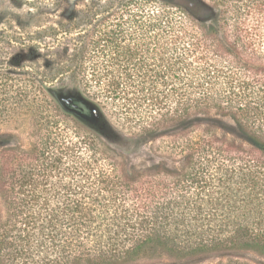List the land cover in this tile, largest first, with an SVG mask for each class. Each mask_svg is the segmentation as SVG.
<instances>
[{
  "label": "trees",
  "instance_id": "16d2710c",
  "mask_svg": "<svg viewBox=\"0 0 264 264\" xmlns=\"http://www.w3.org/2000/svg\"><path fill=\"white\" fill-rule=\"evenodd\" d=\"M170 6L177 8L176 4ZM171 16L169 12L153 13L141 24L143 28L128 24L132 27L110 29L118 37L113 41L115 55L111 65H100L91 77L101 91L105 88L108 97L136 105L141 96L119 91L122 79L109 77L105 70L108 66L146 68L145 55L151 52L155 68L157 62L163 68L162 55H167L165 72L159 74L161 80L166 77L167 90H155L154 96L150 93L152 106L165 111L163 120L183 121L206 100L224 113L236 107L258 115L259 106L238 101L232 91L225 94L212 88L211 76L205 80L185 76V68L189 71L193 61L184 65L185 47L179 48L174 41ZM218 19L219 25L211 28L204 45L212 53L220 49L231 56L226 59L229 65L249 67L240 59H229L243 54L255 57L254 46L245 43L247 31L240 34L237 20L226 29L230 18L224 12ZM126 31L139 34L144 42L149 38L167 42L151 49L145 43L129 48L124 44L129 37ZM218 31L223 40L218 39ZM255 59L264 71L262 59ZM201 66L208 73L233 68L207 60ZM130 74L125 75L126 83ZM158 76L155 69L152 85H163ZM245 85L239 86L245 89ZM77 95L91 110L93 120L71 112L60 100L55 110L64 119L74 117L82 124L85 134L81 139L73 141L46 130L30 149L9 148L1 153L0 194L5 217L0 221V264H128L154 255L183 258L244 249L264 256V123H244L251 147L211 137L191 144L181 170L127 173L102 140L108 125L100 107L88 94L77 91ZM153 124H147L145 132L154 131ZM203 143L207 144L202 147Z\"/></svg>",
  "mask_w": 264,
  "mask_h": 264
},
{
  "label": "rangeland",
  "instance_id": "374dc122",
  "mask_svg": "<svg viewBox=\"0 0 264 264\" xmlns=\"http://www.w3.org/2000/svg\"><path fill=\"white\" fill-rule=\"evenodd\" d=\"M186 1L0 0V157L9 148L30 149L37 136H43L46 130L73 141L79 137L81 139L85 134L82 124L74 117L64 119L55 110L59 105V93L77 91L88 94L90 101L100 107L108 125L102 140L107 144L109 154L121 161L127 173L150 169L181 170L191 152V144L211 137L244 148L251 147L253 143L244 130V123H264V71H260L263 65L255 59L259 57L264 63V0ZM174 4L177 8L170 6ZM164 12L172 15L176 45L179 48L185 47L184 65L193 61L189 71L185 68V76L202 80L211 76L212 88L225 94L232 91L236 93L238 101L249 102L250 107L259 106L258 115L254 117L253 110L242 112L236 107L227 108L224 113L206 100L196 105L205 109L203 113L196 111L195 106L191 109L192 115L183 121L163 120L165 111L152 106L150 93L153 92L154 96L155 90H167L164 86L166 77L161 80L159 75L165 72L167 55H162L163 68L158 62L155 68L151 52L145 55L148 62L146 68H134L141 74L133 69L109 66L105 70L109 77L119 76L122 79L119 91L125 89L141 96L135 102L136 105H129L133 103L118 97H108L107 93H103L105 88L101 91L91 77L98 72L100 65H111V58L115 55L113 41L118 37L114 33L110 34V31L116 32L110 29L132 27L128 24H137L143 28L141 24L148 21L153 13L157 15ZM221 12L230 18L226 29H230V24L237 20L240 34L247 31L245 43L254 46L255 57L243 54L240 58L229 59L236 62L240 59L248 63L249 67L238 63L229 65L226 59L231 56L220 53V49L212 50V53L204 45L211 28L219 25ZM139 26L133 30L138 31ZM126 36L129 37L124 40V44L129 48L145 43L151 49L154 45L164 46L167 42L164 39L152 42L150 38L144 42L139 34L127 31ZM218 39L223 40L220 31ZM228 40L232 41L233 38L229 37ZM206 60L218 66L228 65L233 68L208 73L199 69V65L203 68L201 62L205 65ZM213 67L209 66L208 69ZM155 69L159 75L157 79L163 81V85H152L151 77ZM126 74L132 77L129 83L128 80L126 83ZM239 85H245L246 88ZM73 103L78 104L76 101ZM83 111H86L88 121L94 119L85 107ZM152 121L154 124L151 127L155 130L145 132L147 124ZM204 144L207 143H203L202 147ZM101 150L97 149L98 152ZM4 217L0 194V221ZM227 261H235V264L237 261L264 264V256L244 249L183 258L154 255L128 264H221Z\"/></svg>",
  "mask_w": 264,
  "mask_h": 264
},
{
  "label": "flooded vegetation",
  "instance_id": "af4514ba",
  "mask_svg": "<svg viewBox=\"0 0 264 264\" xmlns=\"http://www.w3.org/2000/svg\"><path fill=\"white\" fill-rule=\"evenodd\" d=\"M184 1H186V0H184ZM186 3L190 4V2H188V1H186ZM58 99L60 100V102H62V105L67 106L71 110V112H73L77 115H80V116L82 115V117L83 116L88 117V115L86 114V111H83V107H85L88 110L89 114L91 112V110L88 107L84 106L83 104H81L79 102L77 92H67L65 94L59 93ZM71 101H73V102L76 101V102H78V104L77 103L74 104L73 102H72V104H70ZM79 104L81 105V107L79 106Z\"/></svg>",
  "mask_w": 264,
  "mask_h": 264
}]
</instances>
